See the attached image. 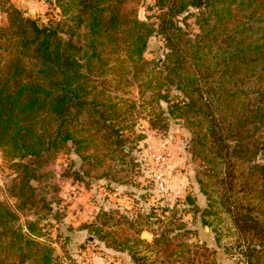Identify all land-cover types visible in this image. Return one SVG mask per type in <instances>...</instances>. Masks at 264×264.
<instances>
[{
    "label": "trees",
    "instance_id": "1",
    "mask_svg": "<svg viewBox=\"0 0 264 264\" xmlns=\"http://www.w3.org/2000/svg\"><path fill=\"white\" fill-rule=\"evenodd\" d=\"M55 2L64 18L47 25L1 0L0 151L13 171L9 193L15 204L0 199V264H59L52 241L43 239L50 222L32 211L39 203L33 184L37 170L65 147L72 153L68 156L94 164L104 159L100 148L110 145L128 154L125 128L114 124L126 120L120 109L136 105L120 95L122 86L136 83L137 94H153L155 120H185L193 155L209 164L212 174L225 166L220 181L226 179L228 190L236 179V163L248 162L264 193V163L259 162L264 151V0H154L160 10L157 21L140 19L134 9L127 12L124 0ZM152 37L163 41L166 50L161 68L157 60L143 57ZM111 75L118 78L116 84L107 78ZM148 122L152 125L151 117ZM207 171L202 172L212 176ZM77 172L87 182L86 172ZM201 186L208 201L203 224L219 234L217 214L222 212L230 219L223 229H254L264 245L263 221L235 218L212 189ZM112 210L102 213L110 219ZM121 217L133 226V217ZM113 225L95 228L100 241L105 247L127 248L131 260L143 264L130 239L120 240L111 231ZM150 231L153 243L166 241L167 232L157 237ZM253 246L248 258L262 248Z\"/></svg>",
    "mask_w": 264,
    "mask_h": 264
},
{
    "label": "rangeland",
    "instance_id": "2",
    "mask_svg": "<svg viewBox=\"0 0 264 264\" xmlns=\"http://www.w3.org/2000/svg\"><path fill=\"white\" fill-rule=\"evenodd\" d=\"M10 2L17 5L27 16L39 19L47 25L64 18L62 8L57 6L59 4H56L55 0ZM153 4L154 0H124L127 12L134 9L140 19L150 18L151 21H157L160 10ZM2 9L0 0V25L5 22ZM193 31H196V26ZM162 45L163 41L152 37L143 57L149 62L158 59L163 61L166 50ZM107 78L111 79L113 84L118 81V78L112 75ZM136 90V83L121 87L124 93L120 95L135 102L136 107L120 109L127 113L126 120H116L114 124L115 127L123 125L125 128L123 135L128 154L124 155L110 145L104 149L100 148L99 153L105 154L104 159L94 164L93 161L83 162L73 155L68 156L72 153L68 154L69 149L65 147L37 170L38 178L33 184L36 186L39 203L32 211H38L39 215L46 217L50 222L42 230L48 234V237L43 239L52 241L59 264H104V253L108 251L95 233V228L105 223H114L111 231L118 235L120 240L125 237L130 239L128 243L132 246L135 257L142 259L143 264H245L248 259L249 264H264V245H259L261 238L254 233V229L246 232L235 226L231 231H226L223 224L230 219L220 212L221 214H217L221 219L218 225L219 234L216 235L213 228L203 224L202 220V212L208 205L207 197L201 191V185H205L207 192H211V189L214 191L213 196L218 199L220 205L226 209L231 207L230 209L235 211V218L243 220L251 217L264 222V193L259 191L261 179L250 175L248 162H237L234 168L237 171L236 179L232 189L228 190L226 179L224 183L220 181V177H226L225 166L216 167L214 176L207 171L210 170V165L193 155L185 120H155L153 115L158 106L152 101L153 94L147 91L141 95L137 94ZM150 117L152 125L148 122ZM98 143L99 147L104 146L101 138H98ZM88 151L92 153L93 148ZM162 151L169 155L165 192L167 199L155 189L151 176V169L156 168L151 160V153ZM261 152L259 162L264 163ZM79 170L86 172L87 182L78 178L79 172L76 171ZM202 171H207V174L211 173L212 176L209 177ZM12 172L0 151V199L11 205L15 204L9 193ZM104 174L107 176L104 177ZM106 182L108 185H105ZM117 182H125L124 187H117L121 190L119 195L128 199L127 202L129 201L132 208L127 211L132 210V213H126L120 208L117 210L113 206L114 210L108 219V216L101 212L105 199L104 195L99 193L106 190L105 188L108 193H112L114 190L111 189ZM246 183H251V188ZM125 187L127 190H124ZM73 192H76V195ZM110 196L105 197L109 199ZM151 203L156 204L155 210L149 209ZM139 207H145V210L139 211ZM150 211L155 214L152 218L147 217ZM123 215L128 219L134 218L132 227L124 222L121 217ZM28 217L34 219L35 216L29 214ZM140 229H150L157 237L165 231L168 233L166 241L146 242L138 237ZM253 245L262 248H255V252L248 258L246 252L248 247L253 249ZM107 255L109 264L133 263L132 260L123 258L119 251H111ZM121 258L124 263H116Z\"/></svg>",
    "mask_w": 264,
    "mask_h": 264
},
{
    "label": "crops",
    "instance_id": "3",
    "mask_svg": "<svg viewBox=\"0 0 264 264\" xmlns=\"http://www.w3.org/2000/svg\"><path fill=\"white\" fill-rule=\"evenodd\" d=\"M107 182L105 183V185L106 184L108 185ZM116 187L117 186H114V188H116ZM105 189L107 190V188H105ZM106 190L100 191V193H99L100 195L103 194L104 195V199H105V201L103 200V207L101 209V212L103 211V208L108 210V209L113 208V206H115L114 208L124 209L126 213H128V212L132 213V210L127 211V209L132 208V207L129 206V203H128L129 201L127 202L128 199H126L123 195H119L120 191H115L114 190V191H112V193H108ZM111 194H113V195H111ZM114 194H115V196H114ZM105 196H107V197L110 196V198L108 199ZM111 200H113V202H111ZM140 205H142V204H140ZM138 210L139 211L140 210L144 211L145 207H142V208L139 207ZM138 237L140 239L145 240L146 242H152L154 240V238H155V235L150 230L143 229V230H141L139 232ZM105 248L108 251V253H110L111 251H119L123 255V258H125V259L127 258L128 261H129V259L131 260V252L127 248L126 249H124V248L114 249L112 247H105ZM108 253H104V255H105V263L104 264H109L110 263L109 260H108L109 258H107L109 256V255H107ZM120 261L123 262L122 258L118 259V261H116V263H119ZM129 264H130V262H129ZM131 264H135V263L133 262ZM245 264H247V260L245 261Z\"/></svg>",
    "mask_w": 264,
    "mask_h": 264
},
{
    "label": "built area",
    "instance_id": "4",
    "mask_svg": "<svg viewBox=\"0 0 264 264\" xmlns=\"http://www.w3.org/2000/svg\"><path fill=\"white\" fill-rule=\"evenodd\" d=\"M151 160L154 162L155 169H151L152 178L154 182L155 189L160 192L164 199H167V167L169 163V155L165 152H155L151 153ZM153 170V171H152ZM76 195V192H73ZM149 209L155 210L156 204L151 203ZM153 206V207H152Z\"/></svg>",
    "mask_w": 264,
    "mask_h": 264
},
{
    "label": "water",
    "instance_id": "5",
    "mask_svg": "<svg viewBox=\"0 0 264 264\" xmlns=\"http://www.w3.org/2000/svg\"><path fill=\"white\" fill-rule=\"evenodd\" d=\"M161 62H162L161 59H158V60H157V63H158V67H159V68H161ZM261 155L264 157V151L261 152Z\"/></svg>",
    "mask_w": 264,
    "mask_h": 264
}]
</instances>
